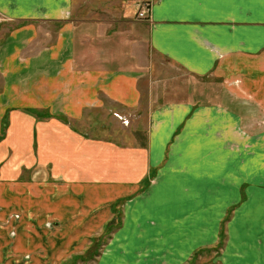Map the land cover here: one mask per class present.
Listing matches in <instances>:
<instances>
[{"label":"crops","instance_id":"1","mask_svg":"<svg viewBox=\"0 0 264 264\" xmlns=\"http://www.w3.org/2000/svg\"><path fill=\"white\" fill-rule=\"evenodd\" d=\"M119 2L110 11L102 1L91 3L89 21L71 18L74 0H0L2 15L34 22L0 45V212L5 221L18 212L33 225L21 226L19 249L8 239L0 242V263L16 264L13 251L23 258L41 244L47 251L42 260H59L64 254L56 250L72 236L60 242L61 232L53 236L39 220L64 223L76 215L62 237L83 229L91 204L109 206L135 189L138 181L130 180L138 165L139 179L158 175L131 205L134 217L128 209L130 219L154 222L150 232L142 226L146 239L190 237L233 210L227 250L233 262L264 264V136H241L239 113L226 104L202 105L191 96L161 102L169 88L180 94L183 78L192 84V78L212 77L226 84L229 95L264 111V0H153L147 21L136 18L134 5ZM42 25L55 27L53 41L27 57L31 47H40ZM114 106L150 111L147 148L118 150L83 135L85 121ZM96 153L103 160L91 168ZM96 173L102 180L85 179ZM94 181L104 184L102 201L91 199ZM242 182L251 183L245 194ZM68 205L75 208L70 213ZM85 207L90 209L81 214ZM162 222L168 226L159 227Z\"/></svg>","mask_w":264,"mask_h":264},{"label":"rangeland","instance_id":"2","mask_svg":"<svg viewBox=\"0 0 264 264\" xmlns=\"http://www.w3.org/2000/svg\"><path fill=\"white\" fill-rule=\"evenodd\" d=\"M101 1L102 5L106 3L107 11H110L109 8L119 1L120 5L125 2L128 5H134L136 7L135 0H74V11L71 18L73 20L91 21V3L99 6L100 4L98 2ZM150 1L153 2V0ZM111 16L116 17V14L112 13ZM29 23L33 24L34 22ZM29 23L24 24L21 21L14 20L9 16H4L0 13V45L11 38L15 32L23 29L25 27L24 25ZM39 28L36 39L39 42L40 47L38 48L35 46L34 50L31 47L27 57H32L34 52H39L43 49L42 47H44L45 41L47 44L53 41L54 35L52 34L56 31L55 27L50 29V27L42 25ZM37 41H35L33 45H36ZM24 54L25 53H23V57ZM192 79V84L188 83L190 78L186 77L183 78V81L181 80L182 83L177 87L180 94L175 95L173 92L174 88H169L167 94H162L161 102L183 101L191 96L196 103H201L202 105L222 106V104H226V106H224L225 109L232 108L230 111L239 113V132L241 136L252 138L264 136L263 109L253 107L252 104L247 103V99H243L241 96L235 97L229 95L226 92L229 89L224 87L226 84L218 82L212 77L206 79L197 78V81H195L194 78ZM4 85L5 82H1L0 79V87H3ZM35 112L37 115L34 116L38 119L43 120L50 118V114L43 110H35ZM149 112V110H123L114 106L111 110H104L103 112L98 113V118L91 117L88 121H85L84 127L82 128L83 133H85L83 135L100 140V142L108 141L111 145L117 147L118 150L120 149L119 147L126 150L141 147L147 148L148 128L151 127V125H148L151 115ZM27 114L30 113L28 112ZM6 124L7 127L5 131L9 128V122L7 121ZM69 125H71V128L75 129L76 122L73 121L72 124L70 122ZM79 128L81 130V127ZM76 129L79 130L78 126ZM22 148L23 146L17 150L19 151ZM92 150L98 151L99 149L95 148ZM96 154L97 159L96 156L93 158L91 157V168H94L99 160H103L99 153ZM125 161L129 163L131 162L130 160ZM163 163L161 169L165 167L167 161ZM139 168L141 167L138 165L133 168V173L136 177L133 178L135 180H130L132 182L138 181L136 182L137 185L134 187L135 189L137 188L136 191L133 189V191L128 194L118 195V199L111 202L109 206H94L95 204H91V221L88 225L86 224L83 229L75 230L73 234L69 233L65 237H62V235L68 231V227L73 225L76 219L79 218L76 215L70 216L71 218L76 217L73 220L70 217H67L70 219L65 220L64 223L59 221L56 217L46 221L39 220V224L42 227L44 225L43 229L53 233V236L58 235V232H61L59 234L60 242H62L63 239L72 236L69 237V239H71L70 242L67 240V245H61L60 247L57 245L59 248L56 250V255L59 254V251L64 254L59 260L56 259L49 262L42 260L47 253V251L42 248V244L37 251L34 250L28 252L26 250L27 252L24 254L23 258H19L17 256V251L15 250L11 256L12 259L16 261V264H236V262H233L230 252H228L231 251V248L228 250V245L230 246L231 242L230 221H232L235 214L233 210L228 211L221 222L214 223L213 220L211 223L207 224V226L209 225L207 230L201 229L200 231H193L190 237L188 235L186 238H184V236L181 238L177 233L175 236L176 239H146V237L150 236H144L145 234H141L142 226L147 225L146 230L150 232L153 230L152 227H154V222H138L134 218L133 220L132 218L130 219L129 214L130 210H132V215L134 217L135 212L137 211H135V207L131 205H134L138 199L140 200L141 197L147 195L150 188L158 182V175L156 178L152 174L150 179H139L142 176L141 172L139 174L140 176L137 177V172L140 170ZM34 169L35 171H39V168L37 167ZM71 174L72 172H69V175ZM102 175V173H96V176L93 175V178L88 176L85 177V179L102 180ZM110 178L113 179L112 176H110ZM241 184H245L246 186L243 190V194H245V192L251 187V183L242 182ZM101 185L104 186V184L99 181L96 182L95 185H91L96 189L95 191H91L92 200L99 199V201H102L104 195L107 194L103 190H100L101 188L99 186ZM119 189L120 188H118L115 193L121 191ZM243 197L244 195L242 198ZM74 209L73 206H67L68 213ZM89 209L90 208L85 207L80 212L83 214L88 212ZM128 209L130 210L128 211ZM54 212L56 211H52V213ZM15 213L16 214L5 221L3 211L0 212V242H5L6 239H8L11 241V244L15 242V248L19 249V242L16 240L19 230H21L23 226L26 227L24 229L33 228V225L25 223L27 222L25 217L18 212ZM220 217L221 216L216 219H219ZM173 225L174 224H170V227ZM200 225H203L204 228L205 224ZM130 226H133L132 229ZM158 226L164 228L167 227L168 224L162 222L158 223ZM134 227L138 230L137 233ZM124 231L127 235H131L132 233L134 236H138V239L132 236H124V234L122 235V232ZM174 247L176 248L174 249ZM173 251L175 253L174 257H172ZM126 254L128 256V262H126L127 258H123ZM76 258L79 259L76 260ZM5 264H12V262H6Z\"/></svg>","mask_w":264,"mask_h":264},{"label":"built area","instance_id":"3","mask_svg":"<svg viewBox=\"0 0 264 264\" xmlns=\"http://www.w3.org/2000/svg\"><path fill=\"white\" fill-rule=\"evenodd\" d=\"M137 15L136 18L140 21L150 20L152 1L150 0H135Z\"/></svg>","mask_w":264,"mask_h":264},{"label":"trees","instance_id":"4","mask_svg":"<svg viewBox=\"0 0 264 264\" xmlns=\"http://www.w3.org/2000/svg\"><path fill=\"white\" fill-rule=\"evenodd\" d=\"M30 114L32 115H37V113L35 112V110H29L28 111ZM81 257V256H80ZM75 259V258H74ZM79 259V258H76V260Z\"/></svg>","mask_w":264,"mask_h":264}]
</instances>
